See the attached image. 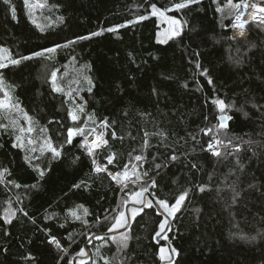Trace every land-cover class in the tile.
Listing matches in <instances>:
<instances>
[{"label": "trees", "instance_id": "trees-1", "mask_svg": "<svg viewBox=\"0 0 264 264\" xmlns=\"http://www.w3.org/2000/svg\"><path fill=\"white\" fill-rule=\"evenodd\" d=\"M35 1L44 7L33 17L25 0H11L14 19L0 0V49L7 50L9 59L102 29L117 31L46 53L50 59L6 62L0 69L11 103L23 109L0 110V124L7 125L0 128V171L8 170L0 181V264H76L79 259L104 264L101 256L111 264H161L159 249L168 247L153 238L164 219L154 207L130 216L128 230L113 235L116 242L112 236L94 238L87 245L88 258L77 255L89 237L110 232L121 201L142 187H148L154 201L169 202L189 190L164 236L179 253L173 255V264H264V26L251 21L244 37L229 39L234 16L218 12L213 0L179 11H165L179 0ZM226 3L219 0L220 6ZM152 4L181 21L180 37L157 42ZM142 15L148 18L139 21ZM197 61L201 69L195 67ZM203 69L213 84L199 74ZM53 71L62 92L53 90ZM86 77L92 79L91 93ZM216 99L234 105L225 111L232 119L224 129L218 127ZM70 110L77 121L70 118ZM24 113L31 117L39 145L33 153L12 146ZM102 121L109 126L102 127ZM88 127L107 141L94 152L106 172L93 171V157L81 148L82 136L65 143L69 128ZM207 129L212 131L205 134ZM159 132L164 136L155 134ZM46 138L54 147L62 146L61 158L52 159L46 149L41 155ZM215 139L224 141L216 146L220 157L207 150ZM137 155L143 159L136 161ZM171 155L178 159L172 161ZM25 156L48 169L42 179ZM109 156H114L111 164ZM11 165L29 178L13 177ZM125 165L131 173L135 165L142 179L132 176L129 188L121 192L107 172L123 173ZM151 178L155 188L150 187ZM6 207L14 213L11 223L3 217ZM70 210L87 224L71 217ZM123 235L131 238L118 251ZM51 236L66 251L50 244Z\"/></svg>", "mask_w": 264, "mask_h": 264}, {"label": "snow or ice", "instance_id": "snow-or-ice-1", "mask_svg": "<svg viewBox=\"0 0 264 264\" xmlns=\"http://www.w3.org/2000/svg\"><path fill=\"white\" fill-rule=\"evenodd\" d=\"M3 4L7 5L13 14V18L15 19V8L12 6L11 0H2ZM200 0H179V2H176L172 7L165 9V11H172V10H182L185 8H188L191 5L197 4L199 3ZM213 2H216V0H213ZM28 3V0H25V4ZM40 7H44V5H39ZM151 7V15H159L160 17H163L165 19L169 20V24H170V28L168 30H166L163 34H158V39L157 42L164 44L167 43L168 40L180 37L182 34V29H183V25L181 23L180 20L177 19H171V18H167L164 16V12L161 11L159 8H157V6L155 4L150 5ZM227 7L230 10H235L236 12V16H235V21L236 23L233 24L232 26L235 28H239L241 31L238 33V35H240L241 37L244 35V28L245 25L248 23V20H244L242 19V17L244 16V14L246 13L247 16L254 22L257 23L258 26H264V0H259V2H254V0H237V2H233V0H227L226 5L224 6H218L217 7V11L218 12H224V8ZM229 14H231L229 12ZM148 17L147 16H140L138 17L139 21L142 20H146ZM62 19V18H60ZM125 25H119L118 27H124ZM39 27V25H38ZM104 31L107 32H115L117 31V28H107V29H102L101 31L98 32H92L89 36H78L76 37L74 40H68L65 44H56L53 47H49V48H45L41 51H36L33 52L31 55L28 56H21L19 59H9L8 62L12 65H17L21 62V60H30L33 57H45L46 53H53L55 52L57 49L59 48H66L69 47L70 45H73L75 43H77L78 41H84V40H88L91 39L94 36H100L102 35V33ZM163 35V38L161 39L160 36ZM229 39H235V37H229ZM6 49H0V52H6ZM197 56H199V53H196ZM50 59L51 57H45ZM4 59H7V57H0V69L2 68H6L7 64H5L3 61ZM195 67L197 69H201V65L200 63L197 61L195 64ZM202 76H205L208 79V83L211 85L213 84V81L210 77H208L207 74V70L203 69L200 71L199 73ZM56 79H57V74L55 71H53L51 73V81H52V86H53V90L56 92H62V89L59 88L56 85ZM87 82L89 84V88L88 91L89 93H91L92 91V79L90 77H86ZM3 78L0 77V91H4L3 88ZM4 96L5 99L4 100H0V110L3 109H10L12 107H15L16 109H18L19 111L23 112V109L20 108L19 104H15L13 105L11 103V97L9 95V93L7 91H4ZM213 103L215 105H217L220 115L218 116V120H219V129H224L226 128V121H229L232 119L231 116L225 115V111L226 109H230L231 107H233L234 105H226L225 101L223 99H216L213 100ZM79 111L83 112L84 108L83 106L79 107ZM247 115V114H245ZM69 116L72 119V121H77L78 120V116L74 111H69ZM24 119L26 121H28L29 123H31V117H29L27 115V113H24ZM89 120H93L92 116L88 117ZM14 123V122H13ZM101 126L104 128H107L109 126L107 121H102L101 122ZM7 125L4 124H0V128H6ZM20 133L22 134L25 129L20 128L19 129ZM28 132L32 131V128L29 127L27 129ZM212 129H207L205 131V134H208L209 132H211ZM96 130L92 129L91 132L89 133V135L95 133ZM81 135L84 137L82 143H81V148L84 149V151L86 152V154L89 157H93L92 159V163H93V171L96 173H100V172H106L107 169L106 168H102L101 166H99L95 160L94 157V152L97 148H99L102 145H106L107 141L103 139V133L100 134H96L94 136V138L92 140L88 139V135H85V129L84 128H69L67 130V138L65 143L67 144H72L73 142V137L75 135ZM156 135H160V136H164L163 132H159V133H155ZM113 137L115 138V133H112ZM148 136V133H145V137ZM16 141L17 143H14L12 146L13 147H19L22 150L24 149V142L22 139V135H17L16 136ZM28 144H33L34 141L29 139L27 141ZM222 143H224V141H222L221 139H215V144L213 143H209L208 144V148L207 150L211 151V154L216 156V157H220L221 156V152L218 150V148L216 146L221 145ZM228 144H231V141H228ZM144 145L147 146L148 145V140L145 139L144 141ZM51 153V158L52 159H59L62 156V146L61 148L58 147H54L50 141V138H46L45 140V145L44 148L41 149V155H44V151ZM236 150L239 151V147H236ZM31 152H35L36 149L32 148L30 149ZM35 159H40L39 156L35 157ZM79 157H76L73 160V163L76 162V160H78ZM143 159V157L141 155H137L135 157L136 161H141ZM170 159L172 161H175L178 159V157L176 155H171ZM114 160V156H109L108 157V163L111 164ZM25 161L29 164L30 167L33 168V170L38 172V176L40 179H42L45 175V172L48 170L46 168H41L39 165L34 164L32 162V159L29 156H25ZM161 167V165L157 164L156 168L159 169ZM193 168L196 167V165H192ZM128 166L125 165V170L123 171V173L121 172H116V173H112V172H107L108 176L111 177V179L113 181H116L117 184H120L121 181H127L130 179V174L127 170ZM136 166L133 165V171L131 173V176L135 177V180H141L142 176L141 174H139L138 172L135 171ZM8 170L7 169H3V171H0V179L3 178L4 173H7ZM148 173L144 172L143 176H147ZM15 183V182H13ZM16 187H20V185L16 184ZM37 185H31V187L35 188L37 187ZM156 185V181L154 178H151V184L150 187L155 188ZM74 187H80V185H74ZM125 187H127V185L125 184ZM123 190V189H122ZM148 187H142L139 191H134L131 193H127V199L123 201V205L125 206L126 210L129 211L132 215V217L134 218L138 213L144 211L145 208H153V201L150 199H146L145 198V193L148 192ZM205 188L204 186L200 187V191H204ZM188 194H189V190L185 189L183 192H181L174 200V202H169L165 199H159L157 198L155 203L163 210L164 213H166V217L160 221L158 223V229L157 231H155L153 238L155 239L156 237H159L162 235L163 232L165 231H171V224L168 222V217H175L176 213L179 212L181 210L182 205L184 204L185 200L188 198ZM238 196V193L236 195H234L233 197V203L236 202V197ZM131 205V207H128V205ZM137 205H139V207H137ZM78 207H83L78 206ZM71 217H73L75 220H79L84 224H87V221L83 219V217L81 215L77 214L76 210H70L68 213ZM14 215V213L12 214ZM25 215H27V213H25ZM88 215V210L84 209L83 211V216H87ZM107 218V217H106ZM114 219V223L111 224V227L109 228V231L112 232L114 230H118L122 227H125L128 222H129V217L126 215L125 211H119L118 215H116L115 217H113ZM6 222L7 223H11V220L8 219L6 217ZM35 221H33L34 223ZM61 227H63V225H61ZM93 237H89V239H92ZM95 239H99L101 241L105 240V237L103 236H96L94 237ZM131 237H128L127 235H123V238L118 242V251H122L123 249H126L128 244L127 241L130 239ZM244 238V237H242ZM111 239L116 242V237L112 236ZM252 240H255L256 237H252ZM48 242L50 244L55 245V247H57L58 249H60L61 251H66L65 249H63L61 242L55 237V236H51L48 240ZM79 257L83 258L84 256L87 255L85 249H80L79 253L77 254ZM173 255H179V253L177 252V250L173 247H169L168 249H165L164 247H161L159 249L158 252V258L159 260L162 262V264H173ZM101 259L104 261V264H111V261L109 260V258L107 257H103L101 256ZM80 264H85V261L83 259H81Z\"/></svg>", "mask_w": 264, "mask_h": 264}, {"label": "rangeland", "instance_id": "rangeland-1", "mask_svg": "<svg viewBox=\"0 0 264 264\" xmlns=\"http://www.w3.org/2000/svg\"><path fill=\"white\" fill-rule=\"evenodd\" d=\"M40 4L39 3H37V1H35V0H28V3H27V6H28V9H29V12L32 14V16L33 17H36L37 16V12L39 11V9H40V6H39ZM216 5L217 6H220L219 5V0H216ZM226 5V4H225ZM164 12V11H163ZM229 12L231 13V14H229ZM224 14L225 15H227V17H233V20H232V23H233V21H234V18H235V16H236V12H235V10H230L229 8H227V7H225L224 8ZM154 16V15H153ZM164 16L165 17H167V18H171V19H174V18H172V17H170V16H168L167 15V13L166 12H164ZM155 17H156V20H157V25H158V27H159V30H158V32H157V39H158V34H163L166 30H168L169 28H170V24H169V20L168 19H165V18H163V17H160L159 15H155ZM232 25V24H231ZM231 37V36H230ZM160 38L162 39L163 38V35H161L160 36ZM236 39H238V38H236ZM169 41V40H168ZM0 57H7V59H4V63H6V62H8V60H9V58H8V55H7V53L6 52H0ZM56 85H58L57 83H56ZM3 88H4V91H7L6 90V88L4 87V85H3ZM4 91H0V100H4L5 99V96H4ZM8 92V91H7ZM11 109V108H10ZM5 110H7V108L6 109H3V110H1V111H5ZM16 113H19L18 111H16ZM225 115H227V113L225 112L224 113ZM220 115V112H219V110H218V115H217V118H218V116ZM23 121H24V124H19V126H21L20 128H23V129H25V131L21 134L20 133V131H19V129L18 130H16V136L17 135H22V139H23V142H24V150L27 152H29V153H33V152H31L30 151V149H32V148H35V149H37L38 148V142L36 141V139H37V137L36 136H34L33 134V127H32V125H31V123H29L28 121H26L24 118H23ZM220 123V122H219ZM219 125V124H218ZM226 125H227V121H226ZM29 127H31L32 128V131L31 132H28L27 131V129L29 128ZM85 129V135H88V138H89V140H92L93 138H94V136L96 135V134H100V131H98V130H96V132L95 133H93V134H91V135H89V133L91 132V130L92 129H94V128H90V127H88V128H84ZM77 135H79V134H77ZM79 136H81V135H79ZM83 137V136H82ZM74 138V137H73ZM84 138V137H83ZM29 139H31V140H33L34 141V143L33 144H28L27 143V141L29 140ZM103 139H104V135H103ZM16 143H17V141H16ZM42 147L41 148H44V144H42L41 145ZM104 145H102V146H100V147H103ZM98 149V148H97ZM11 169H12V172H13V177H22V178H29V176H28V174L27 173H24V171H16V169L14 168V166H12L11 165ZM4 178H2V179H0V181L1 182H3L4 180H3ZM132 183V182H131ZM131 183L127 186L128 188H129V186L131 185ZM134 184V183H133ZM121 185V184H120ZM126 189V188H125ZM139 191V190H138ZM121 209H120V211H124V208H125V206L123 205V201H121ZM119 213V212H118ZM118 213H117V215H118ZM13 214V212H12V208L11 207H6L4 210H3V217H4V219L6 220V217L8 218V219H11L12 218V215ZM130 216H131V219L133 218L132 217V215H131V213L129 214ZM122 228H124V227H122ZM122 228H120V229H122ZM119 230V229H118ZM115 231V230H114ZM118 241V240H117ZM165 248V247H164ZM166 249V248H165ZM85 257V256H84ZM78 262L76 263V264H80V259L79 260H77Z\"/></svg>", "mask_w": 264, "mask_h": 264}, {"label": "water", "instance_id": "water-1", "mask_svg": "<svg viewBox=\"0 0 264 264\" xmlns=\"http://www.w3.org/2000/svg\"><path fill=\"white\" fill-rule=\"evenodd\" d=\"M225 123H226V122H225ZM226 127H227V126H226ZM145 198H146V199L148 198V199L152 200V201H153V207L156 209L157 213H159V214H160L161 216H163L164 218L166 217L167 214L164 213V212L161 210V208L155 203L154 199L151 198V197H149L147 193H145ZM128 207H130V205H128ZM137 207H139V206H137ZM125 212H126V215L129 217V222H128V224H127L124 228H122V229L115 230V231H112V232H107V233L103 234V235H102L103 237H110V236H113V235H116V234H119V233H123V232H125V231L128 230V228H129V226H130V223H131V219H130L129 211H127L126 208H125ZM171 221H172V218H171V217H168V222H169L170 224H171ZM167 232H168V231H165V232L162 233L161 236L156 237V238H155V241H156L157 244H164V245H166V246L169 248L170 246H169L168 241H167L166 239H164V236H165V234H166ZM91 237H93V238H92V239H89V238H88L87 241H86V243H85L84 246H83V249H85V251H86V253H87V255L85 256L84 259H87L88 256H89V253H88V251H87V245H88V244L94 239L95 235H92ZM172 259H174V256L172 257ZM74 262H75V261H74ZM161 264H162V263H161Z\"/></svg>", "mask_w": 264, "mask_h": 264}, {"label": "built area", "instance_id": "built-area-1", "mask_svg": "<svg viewBox=\"0 0 264 264\" xmlns=\"http://www.w3.org/2000/svg\"><path fill=\"white\" fill-rule=\"evenodd\" d=\"M242 19H244V20H248V23L249 22H251L252 20L247 16V14L245 13L244 14V16L242 17ZM236 23V21H235V18H234V21H233V23H232V25L233 24H235ZM248 23L245 25V28H244V35L242 36V37H244L246 34H247V25H248ZM231 25V27H230V36L231 37H235V39L236 38H241V36L240 35H238V33L241 31L239 28H235V27H233ZM83 137H82V139H81V143H82V141H83ZM89 139V138H88ZM97 162V161H96ZM97 164H98V162H97ZM99 165V164H98ZM100 166V165H99ZM92 168H93V163H92ZM129 172V174H130V179L129 180H127V181H121V192L125 189V188H127V187H125V184L128 186L131 182V180H132V176H131V172L130 171H128ZM123 189V190H122Z\"/></svg>", "mask_w": 264, "mask_h": 264}, {"label": "bare ground", "instance_id": "bare-ground-1", "mask_svg": "<svg viewBox=\"0 0 264 264\" xmlns=\"http://www.w3.org/2000/svg\"><path fill=\"white\" fill-rule=\"evenodd\" d=\"M254 2H259V0H254Z\"/></svg>", "mask_w": 264, "mask_h": 264}]
</instances>
